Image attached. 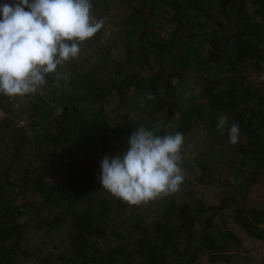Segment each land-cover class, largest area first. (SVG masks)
<instances>
[{"label":"trees","instance_id":"1","mask_svg":"<svg viewBox=\"0 0 264 264\" xmlns=\"http://www.w3.org/2000/svg\"><path fill=\"white\" fill-rule=\"evenodd\" d=\"M90 3L92 21L104 25L79 42V55L46 74L36 93H0L6 114L16 106L25 116L24 125L0 119V264L33 257L25 235L43 226H69L74 255L65 264H196L204 253L209 264H242L225 253L240 237L212 219L228 212L246 237L264 242V208L247 205L264 180V79L246 74H264V0ZM114 98L119 106L108 111ZM232 123L236 145L228 142ZM140 126L183 133L180 164L194 148L195 184L220 186L218 203L173 193L130 205L102 193L100 161L126 151Z\"/></svg>","mask_w":264,"mask_h":264},{"label":"clouds","instance_id":"2","mask_svg":"<svg viewBox=\"0 0 264 264\" xmlns=\"http://www.w3.org/2000/svg\"><path fill=\"white\" fill-rule=\"evenodd\" d=\"M91 8L90 0L0 4V93L9 97L36 93L45 85L46 74L77 57L79 42L92 38L104 25L102 18L92 21ZM61 77L67 79L57 73V78ZM146 99L155 96L149 93ZM227 124L228 117L219 116L216 130L223 132ZM157 132L140 126L128 137L126 151L103 157L98 176L103 189L130 205L179 191L185 179L179 166L185 135ZM228 135L230 144H238V123L231 124Z\"/></svg>","mask_w":264,"mask_h":264},{"label":"rangeland","instance_id":"3","mask_svg":"<svg viewBox=\"0 0 264 264\" xmlns=\"http://www.w3.org/2000/svg\"><path fill=\"white\" fill-rule=\"evenodd\" d=\"M247 7L249 11H252L253 7L251 4H248ZM246 74L249 75V78L257 76L261 79H264V74H262L261 71H249ZM3 106L4 102H0V119L8 115L10 119H12V121L19 122V125L25 124V116L23 114L18 115L16 111V106H14L13 112L11 114H6ZM118 106L119 103L114 98L110 101V103L107 104L106 108L108 111L113 112L114 110L112 108H118ZM118 111L121 113H128L127 109L124 108H119ZM129 114V116H132L131 113ZM118 123H121V120H119ZM24 128L26 131V135H30V130L28 129V127L25 126ZM203 139V136L199 137V140ZM3 149L4 151L0 150V161H2L1 159H4L6 155V148L3 147ZM193 151L194 148L191 149V151L189 152L191 154L188 153L189 155L185 156V163L179 165L181 167V171L185 179L176 194L180 197L182 196V198H185L186 196L190 195L197 196L200 197L207 205L216 204L218 203L219 197L222 194L221 187L195 184L194 172L196 174L197 171L195 169L193 170L192 166H190V164L192 163L190 156L192 155V153H194ZM62 165L63 164H61L59 167H57V169L53 171L54 176L61 175L64 173V166ZM224 175L227 176V173H224ZM100 191L103 193L105 189L100 188ZM27 197H29L28 193ZM247 205L257 208H264L263 179L259 181V183L253 188V190L249 194ZM212 222L218 228L226 227L233 229L241 239L240 242H230V244L226 248L225 253L228 255V258L231 262L242 264H264V242L260 243L259 241H254L246 237L241 228L229 216L228 212H225L222 216H215L214 219H212ZM200 225L201 224H199L198 227H200ZM68 232L69 226H64L60 228H48L47 226H43L40 229L32 228L27 230L24 239V248L26 251L32 253L33 257L20 260L18 264H42V262H40V259L42 257L50 258L55 264H65L74 255L72 247L70 246V241L68 239ZM196 264H209V254H202Z\"/></svg>","mask_w":264,"mask_h":264}]
</instances>
